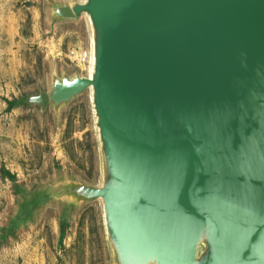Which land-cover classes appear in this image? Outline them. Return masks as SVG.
<instances>
[{
	"label": "water",
	"instance_id": "95a60500",
	"mask_svg": "<svg viewBox=\"0 0 264 264\" xmlns=\"http://www.w3.org/2000/svg\"><path fill=\"white\" fill-rule=\"evenodd\" d=\"M83 17L89 74L23 104L59 112L90 91L103 182L61 175L26 208L99 201L115 264H264V0L51 6Z\"/></svg>",
	"mask_w": 264,
	"mask_h": 264
},
{
	"label": "rangeland",
	"instance_id": "374dc122",
	"mask_svg": "<svg viewBox=\"0 0 264 264\" xmlns=\"http://www.w3.org/2000/svg\"><path fill=\"white\" fill-rule=\"evenodd\" d=\"M81 1L0 0V264H115L99 201L74 212L51 203L32 213L25 201L61 175L103 182L90 91L59 112L23 104L50 91L56 75L86 76L69 59L90 47L86 18H51L53 3ZM13 101L17 108L9 110Z\"/></svg>",
	"mask_w": 264,
	"mask_h": 264
},
{
	"label": "built area",
	"instance_id": "2783aa9c",
	"mask_svg": "<svg viewBox=\"0 0 264 264\" xmlns=\"http://www.w3.org/2000/svg\"><path fill=\"white\" fill-rule=\"evenodd\" d=\"M69 59L79 67H82L83 71L86 75L89 72V64H90V49L86 50H72L69 53Z\"/></svg>",
	"mask_w": 264,
	"mask_h": 264
},
{
	"label": "trees",
	"instance_id": "16d2710c",
	"mask_svg": "<svg viewBox=\"0 0 264 264\" xmlns=\"http://www.w3.org/2000/svg\"><path fill=\"white\" fill-rule=\"evenodd\" d=\"M17 105H18L17 101L10 102L9 103V110L16 109ZM65 230H66V226L64 225V226H62V232H65Z\"/></svg>",
	"mask_w": 264,
	"mask_h": 264
},
{
	"label": "bare ground",
	"instance_id": "6f19581e",
	"mask_svg": "<svg viewBox=\"0 0 264 264\" xmlns=\"http://www.w3.org/2000/svg\"><path fill=\"white\" fill-rule=\"evenodd\" d=\"M92 72V71H91Z\"/></svg>",
	"mask_w": 264,
	"mask_h": 264
}]
</instances>
